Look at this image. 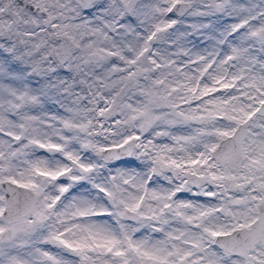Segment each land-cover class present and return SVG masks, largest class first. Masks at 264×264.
Returning <instances> with one entry per match:
<instances>
[{
	"label": "snow or ice",
	"instance_id": "snow-or-ice-1",
	"mask_svg": "<svg viewBox=\"0 0 264 264\" xmlns=\"http://www.w3.org/2000/svg\"><path fill=\"white\" fill-rule=\"evenodd\" d=\"M0 264H264V0H0Z\"/></svg>",
	"mask_w": 264,
	"mask_h": 264
}]
</instances>
